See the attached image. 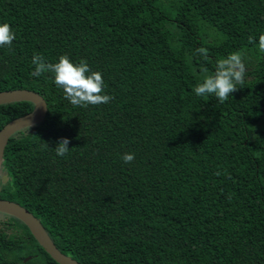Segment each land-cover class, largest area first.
I'll return each instance as SVG.
<instances>
[{"label":"trees","instance_id":"16d2710c","mask_svg":"<svg viewBox=\"0 0 264 264\" xmlns=\"http://www.w3.org/2000/svg\"><path fill=\"white\" fill-rule=\"evenodd\" d=\"M4 22L16 38L0 48V92L35 91L47 113L8 140L1 199L81 264H264V0H0ZM237 51L245 86L197 96ZM35 53L86 59L113 99L74 107L51 73L31 75ZM32 109L0 105V130ZM4 216L0 264H58Z\"/></svg>","mask_w":264,"mask_h":264},{"label":"clouds","instance_id":"9594fccd","mask_svg":"<svg viewBox=\"0 0 264 264\" xmlns=\"http://www.w3.org/2000/svg\"><path fill=\"white\" fill-rule=\"evenodd\" d=\"M16 34L7 22L0 23V48L11 47ZM252 38H250L251 42ZM259 49L264 52V34L259 37ZM196 53L208 59V49L199 47ZM34 70L31 75L40 77L51 73L53 82L63 89L64 97L74 107H87L109 103L113 97L105 94V81L98 70H93L86 59L74 62L67 54L59 56L57 62H47L45 57L35 53L31 58ZM207 69L204 72L207 73ZM246 66L241 52H233L216 61L211 74L206 75L193 89L199 97L215 96L221 103L228 100L232 94L245 86ZM32 124L30 123V127ZM69 139L61 138L56 146V154L65 156L69 152ZM45 147L48 146L46 142ZM122 160L131 163L135 159L134 153H124Z\"/></svg>","mask_w":264,"mask_h":264},{"label":"water","instance_id":"95a60500","mask_svg":"<svg viewBox=\"0 0 264 264\" xmlns=\"http://www.w3.org/2000/svg\"><path fill=\"white\" fill-rule=\"evenodd\" d=\"M26 101L33 109L22 116L12 119L0 130V181L5 183L8 175L3 171V156L8 140L17 132L40 124L47 113V103L37 92L27 89L5 90L0 92V105ZM30 123L32 126L30 127ZM0 213L19 219L29 229L37 243L58 264H81L62 253L55 245L41 222L29 210L19 203L0 198ZM30 257L25 258L24 262Z\"/></svg>","mask_w":264,"mask_h":264},{"label":"flooded vegetation","instance_id":"af4514ba","mask_svg":"<svg viewBox=\"0 0 264 264\" xmlns=\"http://www.w3.org/2000/svg\"><path fill=\"white\" fill-rule=\"evenodd\" d=\"M1 182V181H0ZM1 214V213H0ZM3 216L4 215H6V214H2ZM5 218H3V219H0V221H2V220H4V219H6V216H4ZM0 228H1V226H0Z\"/></svg>","mask_w":264,"mask_h":264},{"label":"rangeland","instance_id":"374dc122","mask_svg":"<svg viewBox=\"0 0 264 264\" xmlns=\"http://www.w3.org/2000/svg\"><path fill=\"white\" fill-rule=\"evenodd\" d=\"M3 218H5L2 214H0V219H3Z\"/></svg>","mask_w":264,"mask_h":264}]
</instances>
